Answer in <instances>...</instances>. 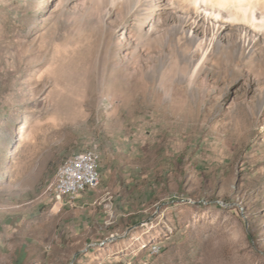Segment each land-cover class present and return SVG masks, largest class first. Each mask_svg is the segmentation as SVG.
<instances>
[{
	"label": "rangeland",
	"instance_id": "374dc122",
	"mask_svg": "<svg viewBox=\"0 0 264 264\" xmlns=\"http://www.w3.org/2000/svg\"><path fill=\"white\" fill-rule=\"evenodd\" d=\"M191 10L0 0V264H264V34ZM86 148L85 217L47 190Z\"/></svg>",
	"mask_w": 264,
	"mask_h": 264
},
{
	"label": "bare ground",
	"instance_id": "6f19581e",
	"mask_svg": "<svg viewBox=\"0 0 264 264\" xmlns=\"http://www.w3.org/2000/svg\"><path fill=\"white\" fill-rule=\"evenodd\" d=\"M191 2L193 12L195 14H202L206 23L212 29L221 26L240 25L243 33L252 30L251 34H264V0H191ZM251 39L252 41L256 40L254 36ZM84 150L88 153H97V150L93 148H86ZM100 157L101 154L98 151V158ZM73 159H81V151L68 155L55 172L54 181L47 190L51 193L52 197H55L56 186L60 183L62 176L67 173ZM100 184L101 178H98L93 184L85 188V191L91 188H98ZM73 200H69L68 203ZM65 204L62 203L61 206L63 207ZM161 249L162 247L158 244L150 245L151 254H157Z\"/></svg>",
	"mask_w": 264,
	"mask_h": 264
},
{
	"label": "built area",
	"instance_id": "2783aa9c",
	"mask_svg": "<svg viewBox=\"0 0 264 264\" xmlns=\"http://www.w3.org/2000/svg\"><path fill=\"white\" fill-rule=\"evenodd\" d=\"M99 162L98 150L97 153L81 151V159H73L67 173L62 176L60 183L56 186V195L52 198L62 204L85 192V188L98 178H102Z\"/></svg>",
	"mask_w": 264,
	"mask_h": 264
},
{
	"label": "crops",
	"instance_id": "0c3cea01",
	"mask_svg": "<svg viewBox=\"0 0 264 264\" xmlns=\"http://www.w3.org/2000/svg\"><path fill=\"white\" fill-rule=\"evenodd\" d=\"M109 175H111V171H105V173H102V183L100 184V186L98 188H91V189L86 190L85 192L82 193V197L77 196L72 202L69 203V205H66L65 212H66V210H67V212H71V210H69L70 209L69 207L72 205V206L77 207L78 209L80 208L81 210L78 212L81 213V216L86 217L88 215L89 211L91 210L89 205H93L96 202L95 201V197L97 196L96 191L99 189H102V190L105 189V191H103L104 192L103 197H102L103 199H109V197H111V198L114 197L116 199V204H118V206H120V204H121L120 202H123V194L119 191H116V193L114 194L113 192L106 190L107 188L110 187V185L107 181ZM113 177H115V176L112 175V182H111L112 187L115 186L117 188L118 187H120V188L121 187H128L129 188L131 186V185H127V183L125 182V179L123 178V180H122L121 176H119L121 179L120 181L117 179H113ZM112 205H114V203H112ZM55 206L57 209L62 208L61 204H56ZM116 210H117V207H116ZM85 232H88V231H85Z\"/></svg>",
	"mask_w": 264,
	"mask_h": 264
},
{
	"label": "water",
	"instance_id": "95a60500",
	"mask_svg": "<svg viewBox=\"0 0 264 264\" xmlns=\"http://www.w3.org/2000/svg\"><path fill=\"white\" fill-rule=\"evenodd\" d=\"M139 224H144V222H141V223H139Z\"/></svg>",
	"mask_w": 264,
	"mask_h": 264
}]
</instances>
